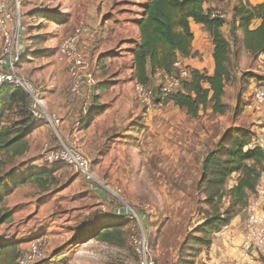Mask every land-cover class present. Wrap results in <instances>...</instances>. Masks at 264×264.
I'll return each instance as SVG.
<instances>
[{"label": "rangeland", "instance_id": "obj_1", "mask_svg": "<svg viewBox=\"0 0 264 264\" xmlns=\"http://www.w3.org/2000/svg\"><path fill=\"white\" fill-rule=\"evenodd\" d=\"M2 1L9 4L13 2L0 0ZM82 1L80 10L84 15L94 10V13H103L110 20L118 18L117 12L120 9L125 6L133 9V3L137 2ZM77 3L76 0H26L23 5L22 22L25 31L21 41L22 53L27 52L31 58L22 59L17 71L40 92L48 89L46 79L50 74H44L48 70L45 65L48 62L55 65L61 61L59 47L64 38L53 22L34 17L33 11L36 9L62 13L65 8L73 9L74 6L79 11ZM227 7L225 2L217 8L224 13ZM61 17L68 21L64 13ZM65 29L68 30L67 27ZM2 43L0 32V55ZM245 53H241L236 63L235 78L227 87L224 97V102L230 107L229 111L225 115H215L208 109L202 111L197 119L189 117L173 103L165 102L161 114L158 113L157 93L165 88L164 73L153 76L148 86L153 93L152 99L147 104L137 93L136 82L131 76L128 79V72L125 71L128 63L124 64L126 60L122 52L116 48L106 54L108 57H100L102 70L110 57L118 59L115 65L123 66V70L112 76L103 74L97 68L92 69L98 82L92 104L105 106L106 109L98 115L99 118L94 119L89 114V124L86 125L87 120H82L80 133L72 132L68 137L61 133L58 135L59 128L50 123L48 125L46 121H50L40 113L41 123L48 126L44 125L41 128L43 130L35 135L33 132L29 137L31 153L25 160H31L41 167H55L56 180L48 184L47 191L29 185L6 197L5 209L9 211L13 222L0 227V242L6 243L5 235L18 238L20 249L24 251L29 247L30 241L37 240L48 256L59 257L57 259L60 261L54 259L56 264H140L139 255L133 246V237L144 232L158 264H257V260L248 262L240 244L222 247L223 239L229 234L226 233V228L223 233L214 235L211 247H204L196 256L192 250L182 249L186 234L202 223V216L198 212L200 196L197 184L201 178L205 156L215 147L225 130L235 122L245 129H254L257 134L264 127V112L249 109L248 102L242 104L243 111L236 115L239 94L246 86L250 88L251 85L250 81L247 85L241 81L244 74L260 73L259 75L264 76L263 67L259 66L258 60L249 54L248 57L244 56ZM101 59H106L105 63H101ZM113 71H117L116 68ZM177 71L179 70L176 69L174 74ZM205 71L210 72L208 68ZM30 73L37 76V81L30 77ZM51 79L53 80L52 77ZM103 80H106L104 84L100 82ZM100 84L103 85L99 86ZM104 85L107 86L104 95L98 96L103 93L101 88ZM249 88L243 93L242 101L248 99L251 91ZM66 89L67 85L64 92L70 94ZM251 99L249 94V100ZM46 114L53 115L48 110ZM46 146L49 149L70 146L87 157L91 161L93 180H87L74 167L47 164L43 161ZM0 158L5 156L0 154ZM21 161L15 159L8 162L0 168V175L21 165ZM234 184L235 178L230 181L229 186ZM102 203H112L113 208L106 206L104 210ZM132 208L146 213L143 223H136L129 218ZM96 222L100 225L110 222L123 224L126 231L125 245H109L85 234L89 224ZM230 233L234 236L233 232ZM238 237L242 238L240 234ZM259 261L264 264V258L261 257Z\"/></svg>", "mask_w": 264, "mask_h": 264}, {"label": "trees", "instance_id": "obj_2", "mask_svg": "<svg viewBox=\"0 0 264 264\" xmlns=\"http://www.w3.org/2000/svg\"><path fill=\"white\" fill-rule=\"evenodd\" d=\"M25 2L26 0L23 5ZM204 2L205 0H147L143 6V16L138 23L140 41L132 50L131 78L136 83L149 86L157 73L173 74L177 69L175 64L180 62V59L198 56L199 53L193 50L194 34L190 22L193 20L204 27L214 45L213 73L209 74L207 71L192 69L182 64L189 77L167 96L160 90L156 100L157 103L162 102L164 105L165 102L173 103L193 119L199 118L201 112L208 109L215 115H225L230 107L223 99L227 87L235 78L236 63L241 53L246 52L254 59H258L264 53V3L252 5L248 1L241 2L236 6L232 20L228 21L225 17L206 10ZM33 12L34 17L56 23L63 21L61 17L63 14L60 12L59 16L57 12L52 11L35 9ZM258 22L259 25L256 26ZM227 24L228 36L223 32ZM104 56L107 55L104 54L101 58ZM252 80L264 81V76L245 73L241 79L246 85ZM247 88L249 87L246 86L244 92L239 94L237 116L243 111L242 97ZM105 109V106L92 107L91 117L94 118ZM40 116L33 108L32 98L21 88L5 86L0 89V154L5 156L0 158V168L15 159L22 160L29 150V137L40 127L42 119ZM89 122L87 121L86 125ZM257 135L241 126L230 127L205 156L201 178L197 184L200 196L198 212L202 216V223L186 234L182 249L188 248L196 256L204 247H211L214 235L230 225L237 215L248 208L250 199L257 193L264 175L263 151L260 148L248 147ZM22 164L23 161L21 165L0 175V227L13 222L9 211L5 209L8 195L18 188L29 185L47 191L48 184L56 180L55 167ZM234 178L235 184L230 187L229 183ZM111 204L107 203L108 208H113ZM137 213L143 223L147 217L146 213L143 211ZM128 215L136 222L132 215ZM111 222L105 225L98 222L90 223L85 234L97 241L123 247L126 237L123 224ZM140 236L141 233H137L135 237ZM19 246L18 243L1 241L0 264H17L23 252ZM150 253L154 259L151 245ZM155 262L157 263L156 260Z\"/></svg>", "mask_w": 264, "mask_h": 264}, {"label": "crops", "instance_id": "obj_3", "mask_svg": "<svg viewBox=\"0 0 264 264\" xmlns=\"http://www.w3.org/2000/svg\"><path fill=\"white\" fill-rule=\"evenodd\" d=\"M34 1L36 2L39 0H34ZM77 1H78L77 4H79L78 5L79 11H77L76 6H74L73 9L65 8L64 11L62 10L61 14L64 13V15L67 16L66 18L68 21H65L66 20L65 19L62 22L56 23V22L50 21L45 18H42V19L53 22L54 25L56 26V29L61 30L60 35L64 39L65 37L70 35L72 31H74L75 27L80 22H84L86 25V32L83 35L82 43L80 45V51L83 54V56L90 62L91 68L92 69L97 68L99 69V71H101L103 74H106L107 76L118 74V71L121 70L123 66L115 65L117 64V60H118L117 58L111 59L110 57L108 63H105L106 59H101V63L106 64V67L103 66L105 67L104 70H102V67L99 62L100 57L102 55L109 54L113 52L116 48H118V50L122 52L123 56H125L124 60H126V62H124V64L128 63V65H125V66H128V68H126L125 71L128 72V75H129L128 79H131L130 76H132V72H133L132 50L133 48H135L137 43L140 41V30H139L138 23H139V20L143 16V13H144L143 6L145 3H147V0H137V2H134L132 5L133 9L128 8V6H125L124 8L120 9L117 12L118 18L113 19V20L108 19L107 16L104 15L103 13L99 14L97 13V11L96 13H94V10H90V12L87 15H84L83 14L84 12L80 10L81 8L80 5L83 4V1L76 0V2ZM220 1L221 0H205L204 8L206 10H211L213 13H217L221 11V10H218L217 7H220L221 4L226 2L228 7L223 14H224V17L228 21L232 20L234 16V10L236 6L240 4L241 2L248 1L252 5H258V4L264 3V0H224L225 2H220ZM57 12L59 13V11ZM68 16H70L69 19H68ZM36 18L38 17L36 16ZM190 24H191L192 32L194 34L193 50L195 52H198L199 54L196 58L180 59V62L186 67H190L192 69H197L200 71H205V69L208 68V70L210 71L209 74H212L213 72L211 71H214V67H215L214 58H213L214 45L212 44L210 40L209 33L204 29V27L201 24H197L193 20H191ZM257 25H259V22L256 23V26ZM66 27L68 30L65 29ZM223 32L226 34V36H228L229 34L228 24L223 28ZM238 34H239V37L241 38V32H239ZM57 35L59 36L58 31H57ZM57 35H54V36H57ZM55 39H57V37ZM245 54L246 55L244 56L248 57L247 53ZM30 56L31 55L26 52L23 55V59L25 57L30 59L31 58ZM257 60L259 62V66H261V68L263 67V70H264V66H263L264 65V54H261ZM46 66H48V70H45L44 74L45 75L50 74L48 79H46V86H48V89L45 92H42V91L40 92L38 90L37 91L38 93H40L39 96L41 95L42 97L41 99L43 100L45 111L48 110L52 114L57 115L59 119L62 120L61 124L57 126L60 131L58 135L61 133L62 135L68 137L70 133L72 132L73 133L79 132L82 126L81 121L82 120L84 122L86 120L88 121V118L90 116L89 114L91 113L92 107L99 106V105H96L95 103L92 104L95 101V99H93V95L95 94V89H90L84 86L82 95L80 96L83 98L81 100L75 99L70 94H67L64 92V88L68 84L67 63L59 61L54 65L52 62H48V64L45 65V67ZM114 68H116L117 71L114 72L113 71ZM109 72L111 73V75H109ZM30 77H32V79L37 81V76H35L34 73H30ZM51 77L53 78V80L51 79ZM104 81L106 80H103L100 82L104 84L105 83ZM103 84H100L99 86H102ZM262 84H264V81L258 82L256 80H252L249 89L252 91L256 85H262ZM106 85H104V88H101L103 90V93L101 94L99 93L98 96L104 95L106 91V87H107ZM251 91L249 92L250 95H251ZM249 94H248V99L243 101L244 104L250 101ZM224 103L228 105V103L226 102ZM89 105L91 106V108H89ZM246 109L248 108L246 107ZM99 116L98 115L95 116L94 119L99 118ZM40 117H42V115ZM46 123L48 125L51 124L52 126L51 122L46 121ZM44 125L45 124L41 123L40 127H38L34 131L33 134L34 135L38 134L39 130H43L41 128H43ZM48 125H45V126H48ZM230 127H238V124L235 122L228 128ZM251 130L256 133L254 129H251ZM260 131L261 133H258V135H261L264 133V127ZM30 153H31V147L29 143V150L25 154V156L22 158V161L24 163L29 164L30 166L36 165L35 162L31 160H25L27 156L30 155ZM261 187L264 188V175L260 181L258 189ZM263 206H264V196L259 197L256 193L251 197L248 208L252 207L253 209L258 210V208L263 207ZM248 208H246L242 213L237 215L232 220L230 225L225 227L226 233L229 232V234H226L225 238L223 239V242H222L223 248H225L227 245H229L230 247L232 245L234 246V244H240L241 247L243 246L245 231H246V221L248 217V211H247ZM230 232H233L234 236H231ZM219 233H223V230L220 231ZM239 234L242 236V238L238 237ZM230 236L232 238H230ZM5 240H6V243L13 242V243L19 244L18 238L17 239L13 237L10 238L5 235ZM0 254H1V248H0ZM261 257L264 258V248L255 249L253 252L250 253L249 256H247V259L249 263H250V260H254V261L257 260L255 261V263L260 264L262 263V261L261 262L259 261ZM54 258L57 261H60V259H57L59 257L55 256Z\"/></svg>", "mask_w": 264, "mask_h": 264}, {"label": "built area", "instance_id": "obj_4", "mask_svg": "<svg viewBox=\"0 0 264 264\" xmlns=\"http://www.w3.org/2000/svg\"><path fill=\"white\" fill-rule=\"evenodd\" d=\"M24 1L13 0L11 4L5 1L0 2V32L3 39L0 55V89L5 86L21 88L32 98L33 108L42 113L44 118L47 117L54 127H57L61 124L59 117L55 114L52 116L46 114L43 100L40 98L37 89L17 71L18 65L24 55L22 53L23 45L21 44L25 31V26L22 22ZM215 14L224 17V14L221 12ZM85 32L86 25L84 22H80L75 27L73 33L65 38L59 47L61 61L66 62L68 66L66 92L70 93L75 99L80 98L84 86L90 89H95L98 86L90 62L80 51V45ZM175 66L179 69L176 74H164L166 84L165 88L161 91L165 96L178 89L181 82L189 77L188 71L184 69L181 62L176 63ZM135 89L143 102L147 104L151 103L153 93L149 90L148 86L136 83ZM250 96L252 99L248 101L247 107L257 112H264V86L256 85ZM163 107L164 104L162 102L157 103L159 114H161ZM248 147L250 149L260 148L264 154V133L257 135ZM43 161L51 166L66 165L74 167L87 180H93L91 161L70 146H62L59 149H49L46 146L43 152ZM257 195L259 197L264 196L263 187L257 189ZM101 205L105 210L107 205L103 203ZM247 211L248 217L243 250L249 256L255 249L264 248V206L258 208V210L251 207ZM130 215H132V218L137 223H142L139 214L133 208ZM133 246L139 255L140 264H157L151 256L150 243L144 232L141 233L139 238L133 239ZM17 264H56V261L46 254L43 245L39 241L33 240L29 242V247L22 252L17 260Z\"/></svg>", "mask_w": 264, "mask_h": 264}]
</instances>
